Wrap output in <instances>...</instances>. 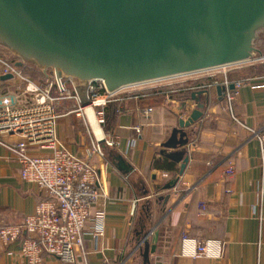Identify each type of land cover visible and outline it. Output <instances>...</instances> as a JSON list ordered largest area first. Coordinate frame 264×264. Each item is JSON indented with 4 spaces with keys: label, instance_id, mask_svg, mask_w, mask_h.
I'll use <instances>...</instances> for the list:
<instances>
[{
    "label": "crops",
    "instance_id": "crops-1",
    "mask_svg": "<svg viewBox=\"0 0 264 264\" xmlns=\"http://www.w3.org/2000/svg\"><path fill=\"white\" fill-rule=\"evenodd\" d=\"M256 58L264 61L261 55ZM263 64L245 78L230 79H248L251 85L237 90L229 105L224 98L218 99L216 86L198 97V104L205 105L207 98L209 104L203 117L185 130L188 144L178 150L165 149L163 144L178 121L186 120L197 106L190 100L195 90L184 89L196 83L220 82L222 69L170 81L176 84L173 88L138 92L137 99L111 103L105 108L102 127L95 124V109L85 106L88 100L83 86L78 91L80 102H57V135L68 152L85 156L94 136L114 138L118 143L113 148L103 146L102 160L92 158L99 180L94 212L103 213L102 235L93 239L97 224L92 216L84 229V264H135L136 257L141 258L135 248L148 231L157 234L150 264H264V178L254 137L264 130ZM17 89L16 80H0V100L11 96L17 98V106L29 103V97ZM170 89L172 93H167ZM82 105L86 118L72 113ZM148 108L152 112L145 116ZM0 141L13 145L19 138L2 136ZM177 155L188 158L180 177ZM115 157L125 162L128 173L117 170ZM229 166L234 174L226 177ZM19 172L20 165L0 144V228L23 224L44 198L43 192L21 181ZM176 178L175 187L165 190ZM182 235L221 242L222 258L179 256ZM18 245L0 242V264H25ZM43 264L63 263L43 257Z\"/></svg>",
    "mask_w": 264,
    "mask_h": 264
},
{
    "label": "water",
    "instance_id": "water-1",
    "mask_svg": "<svg viewBox=\"0 0 264 264\" xmlns=\"http://www.w3.org/2000/svg\"><path fill=\"white\" fill-rule=\"evenodd\" d=\"M261 31L264 0H0L1 45L53 70L56 79L98 80L109 92L255 62ZM215 92L220 100L225 88L216 86ZM202 94L208 91L190 94L197 106L178 121L163 148L187 146L185 130L209 104L208 98L205 105L197 103ZM177 156L180 177L188 158ZM113 162L129 172L120 157ZM156 239L148 231L137 243L141 264H150Z\"/></svg>",
    "mask_w": 264,
    "mask_h": 264
},
{
    "label": "built area",
    "instance_id": "built-area-1",
    "mask_svg": "<svg viewBox=\"0 0 264 264\" xmlns=\"http://www.w3.org/2000/svg\"><path fill=\"white\" fill-rule=\"evenodd\" d=\"M50 71L51 82L35 83L23 75L16 63L0 58V79L11 76L12 80L18 82L19 93L29 97V103L22 106H17L15 97H3L0 100V140L2 136L19 138L13 145H4L1 141L0 144L20 165L21 181L44 194L33 214L26 217L23 224L0 228V242L4 245L18 243L19 254L25 264H43V257L54 258L63 264H84L83 235L85 224L92 216L97 224L92 233L93 239L102 235L103 213L94 212L99 198V180L98 168L92 158L102 160L103 146L113 148L118 143L114 138L94 136V142L85 156L68 152L57 135V102L69 99L80 102L78 91L83 86L88 100L85 106L95 109V124L102 127L105 124V108L109 104L119 102L122 98L137 99L136 94L146 89L173 88L176 84H170L171 80L187 76L109 92L102 81L82 83L64 76L56 79L54 71ZM226 73L223 72L220 82L213 81L205 86L189 88L188 91L223 86V98L229 105L235 92L251 85V80L230 82ZM229 85L233 86V90H228ZM172 91L170 89L167 93ZM85 106L72 113L76 117H85ZM151 112L152 109L148 108L144 115L148 116ZM135 132L138 134L139 129H135ZM254 137L258 143L259 169L264 178V130L254 134ZM233 174L232 166L224 171L226 177ZM222 246L219 241L197 240L182 235L178 255L220 260Z\"/></svg>",
    "mask_w": 264,
    "mask_h": 264
},
{
    "label": "rangeland",
    "instance_id": "rangeland-1",
    "mask_svg": "<svg viewBox=\"0 0 264 264\" xmlns=\"http://www.w3.org/2000/svg\"><path fill=\"white\" fill-rule=\"evenodd\" d=\"M254 49L256 50V53L254 55V58L261 55V57H264V31H261L257 34L255 42H254ZM0 58L11 61L14 63H17L20 66L21 72L24 76L28 77L31 80H34L36 82L40 83H46L52 81V73L50 70H43L42 68L38 67L33 62L23 61L21 60L14 52L10 51L6 47L0 44ZM264 61H257V62H251L247 65L242 66H236V67H230L228 69H223L222 72H232L233 70L241 69L243 70L244 76L251 75L255 68L260 66ZM264 65V64H263ZM229 70V71H228ZM263 69H259V71H262ZM258 71V70H257ZM221 72V71H219ZM186 78V77H185ZM184 78L175 79L171 81H177V80H183ZM139 253V252H138ZM141 264V258L138 259L136 257L135 264Z\"/></svg>",
    "mask_w": 264,
    "mask_h": 264
},
{
    "label": "trees",
    "instance_id": "trees-1",
    "mask_svg": "<svg viewBox=\"0 0 264 264\" xmlns=\"http://www.w3.org/2000/svg\"><path fill=\"white\" fill-rule=\"evenodd\" d=\"M226 76H227V79L230 81V79L231 78H233V79H242V78H245L246 76H249V75H246V76H244V74H243V70H233L232 72H228L227 74H226ZM213 81H211L210 83L208 82V83H205V84H200V83H196L195 85H193V86H191V85H189V86H186V89H184V91H188V89L189 88H192V87H200V86H205V85H208V84H211ZM231 82V81H230ZM161 89H163V90H166L167 88H157V89H147V90H143V91H141V93H145V94H148V93H151V92H156V91H158V90H161ZM151 90V91H150ZM199 91H201V90H199Z\"/></svg>",
    "mask_w": 264,
    "mask_h": 264
}]
</instances>
